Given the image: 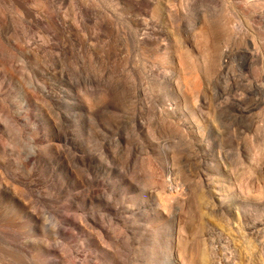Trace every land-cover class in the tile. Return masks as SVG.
I'll return each instance as SVG.
<instances>
[{"label":"rangeland","instance_id":"obj_1","mask_svg":"<svg viewBox=\"0 0 264 264\" xmlns=\"http://www.w3.org/2000/svg\"><path fill=\"white\" fill-rule=\"evenodd\" d=\"M0 264H264V0H0Z\"/></svg>","mask_w":264,"mask_h":264}]
</instances>
